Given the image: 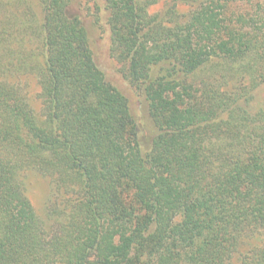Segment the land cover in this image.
I'll use <instances>...</instances> for the list:
<instances>
[{
	"label": "trees",
	"instance_id": "16d2710c",
	"mask_svg": "<svg viewBox=\"0 0 264 264\" xmlns=\"http://www.w3.org/2000/svg\"><path fill=\"white\" fill-rule=\"evenodd\" d=\"M158 1L103 0L157 128L143 148L69 0H0V264H264V0Z\"/></svg>",
	"mask_w": 264,
	"mask_h": 264
},
{
	"label": "rangeland",
	"instance_id": "374dc122",
	"mask_svg": "<svg viewBox=\"0 0 264 264\" xmlns=\"http://www.w3.org/2000/svg\"><path fill=\"white\" fill-rule=\"evenodd\" d=\"M164 0H159L148 7V12L154 14L164 9ZM69 11L79 15L82 24L89 35L90 47L93 52L95 63L102 70L108 82L118 88L127 98L129 112L134 118L140 143L143 148H148L157 134L150 114L148 103L144 96L134 90L129 82L122 75L119 65L110 55V29L107 23L108 13L104 8L103 0H69ZM194 6L178 2L176 12L178 17L184 19ZM23 92L27 95L32 109L37 110L40 106L38 94L40 87L34 78L25 79L23 82ZM257 100H264V86L257 90ZM255 102V100H254ZM26 194L33 206L35 213L48 228L50 222L46 216L47 204L50 198V181L46 176L37 172L29 171L25 176Z\"/></svg>",
	"mask_w": 264,
	"mask_h": 264
}]
</instances>
